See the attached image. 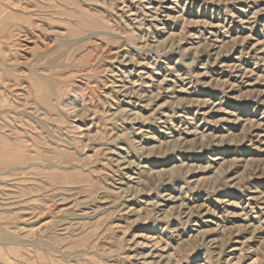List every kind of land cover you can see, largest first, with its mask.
I'll use <instances>...</instances> for the list:
<instances>
[{"label": "rangeland", "instance_id": "374dc122", "mask_svg": "<svg viewBox=\"0 0 264 264\" xmlns=\"http://www.w3.org/2000/svg\"><path fill=\"white\" fill-rule=\"evenodd\" d=\"M0 264H264V0H0Z\"/></svg>", "mask_w": 264, "mask_h": 264}]
</instances>
